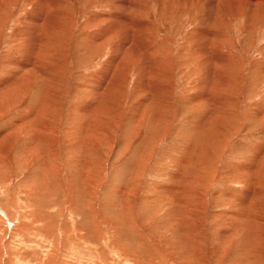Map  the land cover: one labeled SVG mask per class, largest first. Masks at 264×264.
<instances>
[{
    "label": "rangeland",
    "instance_id": "rangeland-1",
    "mask_svg": "<svg viewBox=\"0 0 264 264\" xmlns=\"http://www.w3.org/2000/svg\"><path fill=\"white\" fill-rule=\"evenodd\" d=\"M47 3L0 0V264H264V0Z\"/></svg>",
    "mask_w": 264,
    "mask_h": 264
},
{
    "label": "bare ground",
    "instance_id": "bare-ground-1",
    "mask_svg": "<svg viewBox=\"0 0 264 264\" xmlns=\"http://www.w3.org/2000/svg\"><path fill=\"white\" fill-rule=\"evenodd\" d=\"M40 2H41V4H39L38 6H36L35 7V9H34V11H30V13L31 12H34V13H32V15H30V16H32L33 18V22H34V24H31L30 23V19H31V17H28V19H29V25L30 26H33V25H35L36 23H38L39 21H41V20H44V19H46L47 21H45L44 20V22H46V23H44L43 22V24H39L42 28H43V26H45L46 24L48 25V23L50 24V23H53L54 22V24H57V26H55L54 25V29L55 28H58L59 26H61L60 25V22L59 21H61V19L59 18L60 16L59 15H61V13H59V11H58V7H56V5H51L50 3L48 4L47 3V0H40ZM49 2V1H48ZM48 5V6H47ZM129 6V5H128ZM52 10V12H51V10ZM54 10V11H53ZM127 10V9H126ZM52 15H54V18H55V20L53 21V19H52V22H48L49 21V18L52 16ZM35 16H37V17H35ZM113 18V17H112ZM27 19V20H28ZM124 19V17L122 16L119 20H123ZM50 20H51V18H50ZM59 22V23H58ZM124 23V22H123ZM24 24H26V26L28 25L27 23H24ZM127 25V24H126ZM121 26V25H120ZM27 27H29V26H27ZM116 27H118V25L116 26ZM30 28V27H29ZM28 28V29H29ZM64 28V27H63ZM113 28V27H112ZM37 29V28H36ZM32 31V30H31ZM34 31V30H33ZM36 31H38V30H36ZM53 31V30H52ZM57 31V30H56ZM59 32H61V31H59ZM18 33H20L19 34V38L22 40V45L21 46H24V48H23V50L24 51H28V49L27 48H30V52H35V48H36V46L37 45H39V46H41V49L44 51V52H47L48 50H49V52H50V49H56V47H55V45H50L51 43H53L54 42V39L53 38H50V35L49 36H39V38H37L38 39V42H37V45H36V43H35V41L34 40H32V39H30L29 38V36H24V35H27V32H26V29H23L22 31H19ZM44 33V32H43ZM46 33V32H45ZM44 33V34H45ZM51 33V32H50ZM62 33V32H61ZM107 33V32H106ZM110 33V32H109ZM112 35V34H111ZM114 36V35H113ZM129 36V35H128ZM112 37V36H111ZM108 38V37H107ZM115 39H117V38H115ZM25 40H26V42H25ZM124 41H126V40H124ZM48 42H49V44H48ZM127 42V41H126ZM41 50V51H42ZM52 51V50H51ZM136 51V50H135ZM30 52H29V54H30ZM37 52V51H36ZM43 52V53H44ZM21 53H22V51H21ZM28 54V53H27ZM31 55V54H30ZM24 57V56H23ZM28 57V58H27ZM27 57H25V62H16V63H18L19 64V66L18 67H20L21 69H20V71H22V70H24V69H26L25 71H24V73L25 72H27V73H25V74H27L26 76H25V74L23 73V78H21L20 79V82L19 83H22L23 84V81L24 82H26V80H28L29 78H31V77H33V75H34V73L36 72V69H37V66H36V64L37 63H40L41 64V62L39 61V60H37V59H34L33 57H29V56H27ZM32 60V61H31ZM210 60V59H209ZM39 61V62H38ZM36 66V67H35ZM43 67V66H42ZM40 69V68H39ZM41 69H43V68H41ZM37 74V73H36ZM20 75V74H19ZM44 75V74H43ZM43 77V76H42ZM16 78V77H15ZM18 78V77H17ZM17 78H16V80H17ZM12 79H14V78H12ZM19 79V78H18ZM8 81V80H7ZM18 81V80H17ZM16 81V83H18ZM9 83H11V82H9ZM6 85V84H5ZM150 86V85H149ZM24 87V86H23ZM44 115V114H43ZM4 152V151H3ZM5 153V152H4ZM58 171V170H57ZM2 216L4 215L3 213H0ZM180 222V221H179ZM62 230V229H61ZM68 232V231H67ZM73 243H76V247H78V248H83V247H85V245H84V242H82L81 241V239L80 238H78V239H76L75 237H72L71 239H69V242H66V244H68L69 245V247L71 246V244L73 245ZM67 247V246H66ZM71 248H73L72 246H71ZM70 248V249H71ZM77 248V249H78ZM92 248V247H91ZM83 249H85V248H83ZM76 250V249H75ZM92 251V253L91 254H93V255H95V248L94 249H91ZM71 251V250H70ZM80 251V250H79ZM81 251H84V250H81ZM90 251V250H89ZM72 252V251H71ZM81 253V252H80ZM84 253V252H83ZM89 253V252H88ZM74 254H75V252H74ZM82 254V253H81ZM84 254H86V252L84 253ZM83 255V254H82ZM93 255H91V256H93ZM85 256V255H84ZM72 257H73V255H72ZM68 264V263H67Z\"/></svg>",
    "mask_w": 264,
    "mask_h": 264
}]
</instances>
